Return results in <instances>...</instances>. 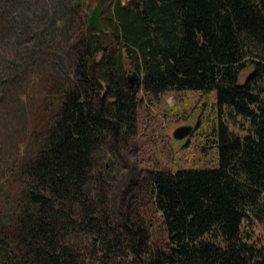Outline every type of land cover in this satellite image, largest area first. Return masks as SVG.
Here are the masks:
<instances>
[{"label": "trees", "instance_id": "obj_1", "mask_svg": "<svg viewBox=\"0 0 264 264\" xmlns=\"http://www.w3.org/2000/svg\"><path fill=\"white\" fill-rule=\"evenodd\" d=\"M67 1L73 14L83 2ZM108 1L102 32L81 23L72 83L54 86L51 119L20 167L26 184L0 229V264H264V245L243 229L246 219L264 225V0ZM139 87L213 92L218 112L216 167L148 174L165 234L151 248L146 226L114 221L94 182L99 153L136 131ZM77 234L91 239V259Z\"/></svg>", "mask_w": 264, "mask_h": 264}, {"label": "rangeland", "instance_id": "obj_2", "mask_svg": "<svg viewBox=\"0 0 264 264\" xmlns=\"http://www.w3.org/2000/svg\"><path fill=\"white\" fill-rule=\"evenodd\" d=\"M96 3L83 0L73 14L67 0H0L1 230L17 214L16 201L26 184L18 173L32 158L51 119V102L57 92L54 86L68 88L72 83V45ZM102 8L107 15L111 10L108 0L102 2ZM250 71L245 70L239 82ZM139 89L136 131L125 140L109 142L107 152L99 153L94 182L102 189L114 221L129 216L146 226L151 248L155 242L163 244L165 234L146 185L148 174L175 167H216L218 148L213 126H217L218 112L213 92L167 90L148 95ZM185 124L193 126L191 134L175 139L173 131ZM243 229L250 241L264 245L262 223L246 219ZM73 242L88 259L94 257L89 237L77 234ZM111 264L144 263L122 256Z\"/></svg>", "mask_w": 264, "mask_h": 264}, {"label": "water", "instance_id": "obj_3", "mask_svg": "<svg viewBox=\"0 0 264 264\" xmlns=\"http://www.w3.org/2000/svg\"><path fill=\"white\" fill-rule=\"evenodd\" d=\"M104 0H97L96 5L92 9L91 13L87 17V23L88 25L95 30L96 32H102L103 27L100 20V17L102 15V2ZM128 83L130 86L136 85L138 86L140 84V79L136 73H131L128 76ZM193 130V126L190 124L180 125L173 131V137L175 139H183L187 137L189 134H191Z\"/></svg>", "mask_w": 264, "mask_h": 264}, {"label": "bare ground", "instance_id": "obj_4", "mask_svg": "<svg viewBox=\"0 0 264 264\" xmlns=\"http://www.w3.org/2000/svg\"><path fill=\"white\" fill-rule=\"evenodd\" d=\"M139 86V85H138Z\"/></svg>", "mask_w": 264, "mask_h": 264}]
</instances>
